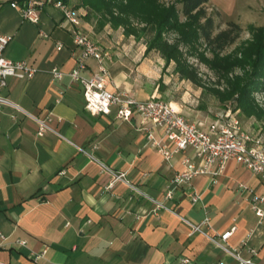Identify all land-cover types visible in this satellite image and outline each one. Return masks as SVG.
I'll list each match as a JSON object with an SVG mask.
<instances>
[{
    "label": "crops",
    "instance_id": "1",
    "mask_svg": "<svg viewBox=\"0 0 264 264\" xmlns=\"http://www.w3.org/2000/svg\"><path fill=\"white\" fill-rule=\"evenodd\" d=\"M12 1L0 0V32L12 38L5 54L38 71L28 81L9 77L2 92L37 116L52 113L51 127L58 135L47 131L37 136L35 122L11 107L0 108V264H238L206 235L190 234L181 220L197 223L205 216L209 236L234 227L225 243L229 251L264 264V219L250 209L249 193L238 187L244 183L261 194L264 180L230 159L217 175L199 174L173 188L172 200L165 202L172 212H153L152 202L123 181L109 186L111 175L89 155L125 172L147 196L162 200L165 190L174 187L171 180L182 170V160L193 152L166 160L150 144L138 116L120 121L113 107L107 115L89 114L81 84L68 76L82 51L61 10L45 4L38 9V23H32L22 19ZM67 3L79 10L83 32L110 54L107 88L129 91L140 100L161 98L160 87L169 80L163 71L174 62L167 64L157 51H147L145 37L101 24L89 9L76 6L80 0ZM85 63L81 73L90 77L98 64L90 57ZM55 66L64 73L59 81L49 73ZM168 102L190 121L211 120L191 109L192 104ZM239 118L243 128L263 137V121ZM154 134L159 138L158 131ZM193 194L198 201L192 202ZM21 239L24 247L13 244ZM44 250L34 261L33 255Z\"/></svg>",
    "mask_w": 264,
    "mask_h": 264
},
{
    "label": "built area",
    "instance_id": "2",
    "mask_svg": "<svg viewBox=\"0 0 264 264\" xmlns=\"http://www.w3.org/2000/svg\"><path fill=\"white\" fill-rule=\"evenodd\" d=\"M45 4H53L61 10L63 18L71 25L72 40L82 53L77 58L76 66L68 73L72 82H78L83 89L84 107L91 115L104 114L115 109V117L120 121H130L133 116H138L140 123L148 131V139L157 152L166 160H170L175 154L191 149L192 157H184L182 160V170L175 174L171 180L174 187L167 188L163 199H154L136 188L126 179L125 172H116L111 167L100 162L95 157L90 156L93 161L98 162L101 169L111 175L109 186L117 181H123L129 188L144 195L154 205L153 212L159 210H170L165 204L167 200L173 198V188L189 184L191 180L199 174L217 175L222 171L224 164L234 159L250 169L251 173L264 180V139L260 133H254L243 128L239 118L240 110L228 106L225 110L217 112L214 118L205 122H194L187 119L172 103L161 99L158 96H150L147 99H137L129 91L110 90L107 88L109 71L106 61L110 54L103 50L98 43L89 35L83 32L80 27L81 15L79 10L63 2L62 0H23L22 4L18 0H13L11 6L18 8L23 20L38 23V9ZM11 36L0 32V108L7 106L16 112L32 120L36 124V135L44 136L47 131L57 132L51 127L53 120L52 113L44 117L37 116L19 104L12 102L2 92L7 85V79L13 77L20 80L31 79L38 71L26 60H12L5 54V50L10 43ZM62 45L58 44L57 49ZM93 58L96 61V71L90 76L82 75V70L86 69V58ZM52 80L59 81L64 77V73L56 66L49 71ZM16 118V114L12 115ZM158 131L159 138L155 136ZM58 135V134H57ZM84 151V150H83ZM86 153V152H85ZM239 189L249 193L248 204L254 214L260 219H264V192L255 193L247 184L241 183ZM197 195H191L192 202L198 201ZM181 220L190 227V234L202 233L213 240L215 245L223 251L230 253L238 264H257L252 259L240 257L238 252L230 250L226 246L227 238L231 236L234 227L217 234L209 236L205 229L210 227L209 217L205 216L201 222L193 223L185 218ZM4 235L0 232V237ZM13 244L17 247H24L26 240H15ZM45 254V250L33 255V259L38 260ZM183 261H187L183 259Z\"/></svg>",
    "mask_w": 264,
    "mask_h": 264
},
{
    "label": "trees",
    "instance_id": "3",
    "mask_svg": "<svg viewBox=\"0 0 264 264\" xmlns=\"http://www.w3.org/2000/svg\"><path fill=\"white\" fill-rule=\"evenodd\" d=\"M208 1L81 0L76 6L91 9L101 24L122 27L126 35H150L147 51H157L167 64L174 62V71L181 79L222 103L234 100V108L244 117L264 119V109L255 99L256 93L264 92V25H250L253 39L224 53L241 30L229 21L227 28L215 33L214 18L205 6ZM191 58L214 73L215 80L205 82Z\"/></svg>",
    "mask_w": 264,
    "mask_h": 264
},
{
    "label": "rangeland",
    "instance_id": "4",
    "mask_svg": "<svg viewBox=\"0 0 264 264\" xmlns=\"http://www.w3.org/2000/svg\"><path fill=\"white\" fill-rule=\"evenodd\" d=\"M164 1L171 2L173 0ZM206 4L207 13L214 18L215 33L227 28V23L229 21L235 22L240 27L241 32H239V36L230 47L224 50V53H228L233 50L235 46L243 45L246 41L253 39V31L249 28L250 25L255 27L264 25V0H209ZM180 6L181 5H179V7ZM73 7L77 8L75 6ZM89 12L93 14L91 9H89ZM96 16L99 17V15ZM149 36L150 35H144L143 37L148 40ZM190 60L198 66L199 74H201L200 76L205 82L211 83L215 80V74L208 70L203 64H198L197 60L192 58ZM173 66L174 64H172L167 72L163 71L164 74L167 75V80L169 79L166 84L160 87V89H162L161 98L165 101L171 99L188 105L192 104L190 106L191 109L200 111L201 114L210 119L214 118L217 112L225 110L228 106L234 108V100L222 103L212 94L203 91L202 88H198L187 81L182 82L181 78H179L180 75H175L172 69ZM236 71L243 74L242 70L240 71L237 69ZM169 74H173L174 76L172 77V75ZM255 99H257V104L264 109V92L256 93ZM173 107L176 108L177 106ZM261 121L264 122V119H261Z\"/></svg>",
    "mask_w": 264,
    "mask_h": 264
},
{
    "label": "bare ground",
    "instance_id": "5",
    "mask_svg": "<svg viewBox=\"0 0 264 264\" xmlns=\"http://www.w3.org/2000/svg\"><path fill=\"white\" fill-rule=\"evenodd\" d=\"M174 106H176V105H174Z\"/></svg>",
    "mask_w": 264,
    "mask_h": 264
}]
</instances>
